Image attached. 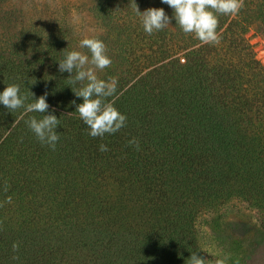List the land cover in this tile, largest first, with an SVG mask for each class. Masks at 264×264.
Listing matches in <instances>:
<instances>
[{
	"label": "trees",
	"instance_id": "trees-1",
	"mask_svg": "<svg viewBox=\"0 0 264 264\" xmlns=\"http://www.w3.org/2000/svg\"><path fill=\"white\" fill-rule=\"evenodd\" d=\"M136 5L173 13L160 0L93 6L112 59L96 73L116 79L107 99L127 117L103 138L88 135L79 86L58 71L65 51L90 56L66 20L31 42H0V91L46 95L44 114L59 119L52 150L26 124L43 113L0 105V264H190L193 252L212 264L199 218L234 199L264 212V65L245 38L255 24L264 32V0L217 14L220 42L203 45L174 20L146 34Z\"/></svg>",
	"mask_w": 264,
	"mask_h": 264
},
{
	"label": "clouds",
	"instance_id": "clouds-1",
	"mask_svg": "<svg viewBox=\"0 0 264 264\" xmlns=\"http://www.w3.org/2000/svg\"><path fill=\"white\" fill-rule=\"evenodd\" d=\"M160 2L173 10L171 16L166 14L164 8L152 7L141 12L136 5L135 11L143 31L152 35L169 28L174 20L175 26L178 25L184 34H193L201 45L220 42L217 14L235 16L243 7V0H160ZM79 47L86 48L90 56L77 50L65 51L63 58L57 60L58 71L69 73L71 85L79 86L78 90L74 91L72 87L71 89L77 98H82V103L76 104L73 101V104L75 112L87 126L88 135L103 138L105 134H114L125 127L127 121L126 115L107 99L116 92V79H101L96 73L97 69L108 68L112 64V59L106 44L98 37L81 39ZM88 65L90 67H86ZM32 95L33 102L25 103L27 97L21 94L20 85L9 84L0 91V105L10 112L21 108L24 109V114L48 112L50 106L46 95L38 98H34L33 93ZM26 124L42 145L55 150L59 141V134L56 131L59 119L55 114H44L42 119L30 117ZM128 143L139 147L136 138H132ZM99 150L107 151V145L100 144ZM7 202L11 203V197L7 198ZM18 247V243H13V251ZM189 260L190 264H203V258L196 252L191 254ZM219 264L224 262L220 261Z\"/></svg>",
	"mask_w": 264,
	"mask_h": 264
},
{
	"label": "rangeland",
	"instance_id": "rangeland-1",
	"mask_svg": "<svg viewBox=\"0 0 264 264\" xmlns=\"http://www.w3.org/2000/svg\"><path fill=\"white\" fill-rule=\"evenodd\" d=\"M97 0H0V42H31L48 36L50 23L66 20L79 41L104 34L92 11ZM245 38L264 65V32L259 24ZM97 72L102 70L97 69ZM201 247L212 264H264V212L234 199L198 221Z\"/></svg>",
	"mask_w": 264,
	"mask_h": 264
}]
</instances>
